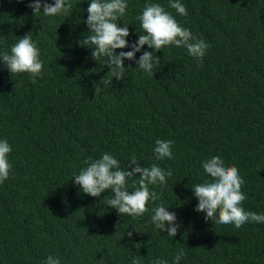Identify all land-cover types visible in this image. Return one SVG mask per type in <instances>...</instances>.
I'll list each match as a JSON object with an SVG mask.
<instances>
[{
    "label": "trees",
    "instance_id": "obj_1",
    "mask_svg": "<svg viewBox=\"0 0 264 264\" xmlns=\"http://www.w3.org/2000/svg\"><path fill=\"white\" fill-rule=\"evenodd\" d=\"M29 2L0 0V54L28 33L43 61L36 83L0 62V140L12 148L0 184V264H45L49 255L61 264H172L181 250L179 264H264V223L206 221L192 191L211 179L202 163L220 156L245 181L241 207L264 214V0H180L187 16L169 0H127L117 24L128 26L129 43L143 33L136 18L145 5L159 3L209 47L199 64L165 46L154 76L125 60L113 85L100 82L105 58L93 60L79 43L89 0H69L71 11L54 17L34 16ZM143 51L153 50L145 45L137 59ZM158 139L174 142L172 159H155ZM104 153L122 170L133 156L171 169L165 185L149 186L161 196L143 216L119 215L107 204L111 192L94 198L75 185L84 161ZM127 186L135 191L132 179ZM160 204L181 224L174 238L151 222Z\"/></svg>",
    "mask_w": 264,
    "mask_h": 264
},
{
    "label": "clouds",
    "instance_id": "obj_2",
    "mask_svg": "<svg viewBox=\"0 0 264 264\" xmlns=\"http://www.w3.org/2000/svg\"><path fill=\"white\" fill-rule=\"evenodd\" d=\"M28 7L34 16L43 13L45 17H54L68 14L72 4L69 0H53L52 3L48 0H30ZM169 7L181 16L188 15L186 7L180 0H169ZM127 8V0H89L85 21L88 35L84 36L79 43L81 47L92 50L93 60L98 62L102 57L105 58L104 67L108 71L101 78V83L113 85V79L122 81L126 69L125 60L135 61L137 67L145 74L154 76L160 64V59L155 52L162 50L165 46L184 48L188 55L202 64L209 45L204 40H197L189 29L181 27L159 3L145 5L142 13L136 18L140 22L143 33L139 34L136 41L129 43L128 26L117 24V21L125 15ZM145 45L153 51H143L137 59L136 54L140 53ZM124 48L131 50L117 53V49ZM0 62L11 75L30 74L33 83H36V78L43 68L40 50L28 33L20 37L11 47L10 54L7 52L0 54ZM99 91V88H95V94ZM173 143L171 140H156L153 149L155 159L157 161L165 158L172 159ZM11 151L8 141L0 140V184L9 178L11 165L7 157ZM129 161L126 170H122L118 160L110 153H104L101 158L94 161L85 160L86 167L81 169L79 174L74 175V183L82 193L94 198H99L106 191L111 192L112 198L107 200V204L119 215L126 214L132 218L143 216L148 211L146 207L148 202L155 204L161 196L160 193L150 190L149 186L165 185L172 171L162 169L156 163H153L151 167H143L135 156ZM202 167L211 179L192 187L193 195L198 201L194 209L196 212L205 213L206 221L232 224L237 229L246 222L264 223V214L245 211L241 207L246 199L241 191L245 181L239 175L237 167L226 166L220 156H212L205 160ZM129 179L133 180L135 191H129L127 186ZM167 209L163 204L155 206L152 209L154 214L151 216V222L157 229L166 231L168 236L174 238L181 224L177 222L175 212H169ZM127 235L131 238L133 233L128 232ZM183 256L182 250L177 252L172 264H179ZM45 264H61V261L58 257L49 255ZM131 264H141V259L133 257ZM152 264H169V262L156 259Z\"/></svg>",
    "mask_w": 264,
    "mask_h": 264
}]
</instances>
